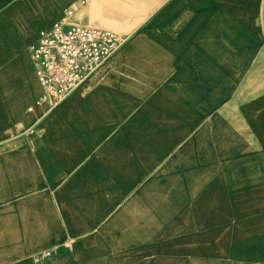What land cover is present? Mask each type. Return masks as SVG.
I'll return each mask as SVG.
<instances>
[{"label": "crops", "instance_id": "0c3cea01", "mask_svg": "<svg viewBox=\"0 0 264 264\" xmlns=\"http://www.w3.org/2000/svg\"><path fill=\"white\" fill-rule=\"evenodd\" d=\"M67 8L125 41L49 107ZM0 264H264V0H0Z\"/></svg>", "mask_w": 264, "mask_h": 264}, {"label": "built area", "instance_id": "2783aa9c", "mask_svg": "<svg viewBox=\"0 0 264 264\" xmlns=\"http://www.w3.org/2000/svg\"><path fill=\"white\" fill-rule=\"evenodd\" d=\"M88 0H81L86 3ZM73 10L43 30L31 45V58L43 93L40 101L54 106L63 101L124 43L115 31L70 21ZM51 251L45 255L50 256Z\"/></svg>", "mask_w": 264, "mask_h": 264}]
</instances>
